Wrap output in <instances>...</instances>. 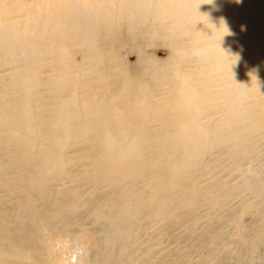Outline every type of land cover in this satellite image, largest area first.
<instances>
[{
    "label": "rangeland",
    "instance_id": "374dc122",
    "mask_svg": "<svg viewBox=\"0 0 264 264\" xmlns=\"http://www.w3.org/2000/svg\"><path fill=\"white\" fill-rule=\"evenodd\" d=\"M51 4L136 34L25 50L83 22ZM0 237V264H264V0H0Z\"/></svg>",
    "mask_w": 264,
    "mask_h": 264
},
{
    "label": "bare ground",
    "instance_id": "6f19581e",
    "mask_svg": "<svg viewBox=\"0 0 264 264\" xmlns=\"http://www.w3.org/2000/svg\"><path fill=\"white\" fill-rule=\"evenodd\" d=\"M49 7H51V8H49V12L53 11L54 8L57 10L56 11L57 15H56L55 19L58 20L59 24H61L62 19L68 20L69 14L72 15L71 19H83L84 18L83 22H81L77 26H71L70 29L72 30V32L66 31L65 33H64V30H62L63 32H59L58 30L61 28H65L66 24H64L61 28H59L61 25H57V26L55 25L56 27H53L51 35H50V32L47 31V29H50L48 27H45L42 25H40L38 29L31 27L28 31L25 32V34L23 36L24 37L23 38L24 39L23 40V47L25 50L30 51L34 44L37 46L43 45V44L39 43V42L43 41V39L46 41H50V39H51V41H53L55 44V47L53 49L59 50L65 44V42L71 41L69 38H74L75 42L71 41L72 43H74L73 44L74 47L84 48L88 51V53H90L89 56L94 57L95 55H97V50H99V49H97V48L95 49V47L92 44L95 42V40L98 36L97 32H100L98 30L100 24H98V26H97V24L95 22H90V21L96 17H97V20L99 19L103 23L102 29L106 30L104 33V36L107 37V40H109V41L112 40V41L120 42L121 40H129L130 37L134 38V36L136 34V32H134L135 28L132 26L133 23H129L130 27L125 31H120V30L111 28V26H112V24H111L112 20L111 19L114 18V16H112V15L114 13H116L115 12L116 9H111L110 11H106V10L105 11H103V10L98 11L97 10V12H96L97 14L95 13L94 15H91L90 13H88L87 15L84 16V14H83L84 12H82V11L75 12L68 6H62V7L57 6L56 7V5L53 6V4H51ZM131 7H137V5H135V6H134V4L128 5L126 7H123V9L119 8L117 10V12L119 13V15H126L128 13V11L130 9H132ZM168 9H171V7ZM166 13H168V12H166ZM212 13H213V11H212ZM144 16H146V15H144ZM46 17L48 18L49 16H46ZM57 20H55V21H57ZM47 21H48V19L46 20V22ZM126 26H127V23H126ZM100 34H101V32H100ZM43 37H45V38H43ZM46 47H47V44L42 47L43 53H46V51H47ZM57 50H55V51H57ZM28 56H29V54H28ZM87 71H89V70H87ZM93 109H94V107H93ZM52 131H57V130H52ZM59 131H61V130H59ZM73 131H79V129L77 127H75V129H73Z\"/></svg>",
    "mask_w": 264,
    "mask_h": 264
},
{
    "label": "clouds",
    "instance_id": "9594fccd",
    "mask_svg": "<svg viewBox=\"0 0 264 264\" xmlns=\"http://www.w3.org/2000/svg\"><path fill=\"white\" fill-rule=\"evenodd\" d=\"M241 2H242V0H236V3H238V4L241 3Z\"/></svg>",
    "mask_w": 264,
    "mask_h": 264
}]
</instances>
